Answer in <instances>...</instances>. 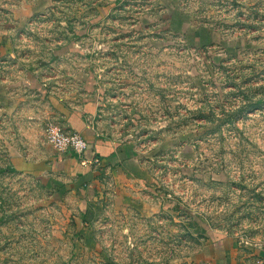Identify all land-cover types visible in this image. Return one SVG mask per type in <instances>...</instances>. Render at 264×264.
<instances>
[{
	"label": "rangeland",
	"instance_id": "374dc122",
	"mask_svg": "<svg viewBox=\"0 0 264 264\" xmlns=\"http://www.w3.org/2000/svg\"><path fill=\"white\" fill-rule=\"evenodd\" d=\"M92 100L118 154L82 175L48 128ZM222 240L264 242V0H0V264H216Z\"/></svg>",
	"mask_w": 264,
	"mask_h": 264
},
{
	"label": "crops",
	"instance_id": "0c3cea01",
	"mask_svg": "<svg viewBox=\"0 0 264 264\" xmlns=\"http://www.w3.org/2000/svg\"><path fill=\"white\" fill-rule=\"evenodd\" d=\"M66 110H69L70 113H68L67 111L66 112L62 111V112L65 114V122L67 123V125L70 126V128L75 131L81 132L82 130L84 133L85 132L89 133L90 139L92 141L98 142V139L103 138V143H105L108 146V148L105 151L109 154L103 160L115 164V162L113 161L117 159V154H118L117 153L118 148L116 144L113 141H111L109 137L99 132V130L94 126L95 121L98 120V117L100 115L97 101L92 100L87 102L86 104L83 105V107L80 110H72V109H66ZM73 112H75V114ZM90 130L92 133L90 132ZM96 144L98 150L100 141ZM25 161L29 163H34L26 159ZM89 165L91 166L92 164L90 163ZM118 168H122V167L118 166ZM221 242H222L221 246L216 247V260H215L216 264H264V242L255 243V244H246L245 249L248 250L247 256L249 257L247 260L248 262H242V260L240 261L239 258L240 252L237 254L236 252L237 250H235L236 247L235 243L229 246L225 243V240H222Z\"/></svg>",
	"mask_w": 264,
	"mask_h": 264
},
{
	"label": "trees",
	"instance_id": "16d2710c",
	"mask_svg": "<svg viewBox=\"0 0 264 264\" xmlns=\"http://www.w3.org/2000/svg\"><path fill=\"white\" fill-rule=\"evenodd\" d=\"M60 109L62 111H67L70 113L69 110H66L63 106H60ZM75 114V112H73ZM80 132V131H78ZM91 132V130H90ZM84 139L87 142V148L83 152L82 156L78 154L77 152H71L70 155L67 157L65 161L62 162L61 166L63 169L66 170H72L75 173H79L82 175L87 174L91 169V166L89 164H84L81 162V157L84 158L85 160H101L106 158L109 154L105 151L108 146L103 143V138L98 139V142L100 141L99 148L97 150V144L98 142L92 141L90 139V134L89 133H84L82 130L80 132ZM92 133V132H91ZM96 142V143H95ZM15 165L7 168L8 170L15 171V170H22L25 172H32V173H38L40 169H49L48 164L46 162H41V163H29L23 159H16L15 160ZM6 170V169H5ZM214 236V234H213Z\"/></svg>",
	"mask_w": 264,
	"mask_h": 264
},
{
	"label": "built area",
	"instance_id": "2783aa9c",
	"mask_svg": "<svg viewBox=\"0 0 264 264\" xmlns=\"http://www.w3.org/2000/svg\"><path fill=\"white\" fill-rule=\"evenodd\" d=\"M49 134L51 135V138L54 142H56V146L60 150L70 149L72 152H77L82 156L83 152L87 148V142L82 136V134L78 131L76 132H66L62 128L51 125L48 128ZM99 160L93 159V160H85L81 157V162L84 164L89 163H97Z\"/></svg>",
	"mask_w": 264,
	"mask_h": 264
}]
</instances>
